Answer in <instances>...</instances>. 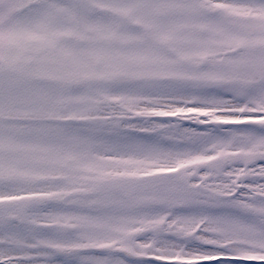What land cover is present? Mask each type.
I'll list each match as a JSON object with an SVG mask.
<instances>
[{"label": "snow or ice", "instance_id": "snow-or-ice-1", "mask_svg": "<svg viewBox=\"0 0 264 264\" xmlns=\"http://www.w3.org/2000/svg\"><path fill=\"white\" fill-rule=\"evenodd\" d=\"M0 264H264V0H0Z\"/></svg>", "mask_w": 264, "mask_h": 264}]
</instances>
